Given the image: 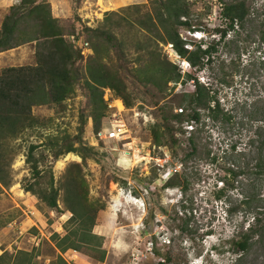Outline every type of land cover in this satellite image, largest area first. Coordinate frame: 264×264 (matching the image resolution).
I'll use <instances>...</instances> for the list:
<instances>
[{"label":"rangeland","instance_id":"374dc122","mask_svg":"<svg viewBox=\"0 0 264 264\" xmlns=\"http://www.w3.org/2000/svg\"><path fill=\"white\" fill-rule=\"evenodd\" d=\"M18 2L0 0L1 22L11 5ZM224 3L225 0H200L193 15L200 32L182 31V37L192 44L189 49L198 45L214 49L202 70L178 57L172 45L161 47L183 74H191L211 88L231 121H202L204 125L198 128L184 122L182 132L175 136L178 159L174 160L170 146L157 147L153 142L151 127L158 115L157 107L151 104L155 92L148 95L146 89L136 88L142 98L128 109L107 89L104 99L109 112L101 131L109 128L113 117H118L129 129L126 140L99 138L89 118L83 140L95 149L100 161L83 163L77 155L67 157L68 154L54 162L44 143L47 137L78 135L80 116L88 104L84 83L63 106L35 107L33 113L45 128L27 132L15 142L21 145V152L12 166L14 184L0 194V264H10L15 259L24 264H52L61 254L50 239L54 234L65 235L63 225L72 216L52 211L24 190L23 180L31 176L26 155L32 144L42 145L37 156L44 152L47 159L40 169L53 167L56 186L64 181L67 168L78 163L89 183L91 198L105 202L106 209L100 212L94 229L103 237L105 260L98 261V253L92 257L89 252L78 251V264H264V223L254 225L259 237L252 239L246 252L236 244L246 227L253 226L254 211L264 209V177L255 174L258 159L264 160V0L250 1V16L235 30L222 16ZM53 5V15L61 12L67 21L76 20V33L80 34L81 27H98L108 12L121 14L131 5H142L147 10L149 0H82L80 5L77 0H53ZM80 40L85 42L83 36ZM85 52L78 63L82 69L93 54ZM35 63V46L28 44L0 56V74L9 67ZM170 89L176 94L192 92L194 87L192 83L176 87L170 84ZM191 137L197 151L183 163L192 151ZM239 167L245 174L231 177L229 170L238 172ZM177 172L183 174L185 187L164 188ZM223 181L234 183V188L222 185ZM221 189L225 192L218 200L217 191ZM63 196L61 191V209ZM246 196L254 197L252 209L245 207ZM229 207L235 209L231 214L227 212ZM69 250L62 253L63 259Z\"/></svg>","mask_w":264,"mask_h":264},{"label":"trees","instance_id":"16d2710c","mask_svg":"<svg viewBox=\"0 0 264 264\" xmlns=\"http://www.w3.org/2000/svg\"><path fill=\"white\" fill-rule=\"evenodd\" d=\"M81 1L77 0L78 5ZM199 1L149 0L147 10L142 5H131L121 14L108 12L98 27L80 26V34L76 33L79 28L76 20L67 21L53 15L49 0H19L10 7L0 27V54L34 44L36 63L33 66L9 67L0 74V194L14 184L12 166L21 152V145L15 142L27 132L45 128L41 119L34 115V108L63 106L75 96L82 82L87 91L88 104L86 112L80 116L78 135L74 138L69 135L47 137L44 143L50 149L54 162L68 154L77 155L83 163L100 161L95 149L84 143L83 136L89 118L93 120L95 131H101L103 120L109 112L104 99L107 89L122 99L128 109L134 108L142 98L136 88L146 89L145 94L148 95L155 92L151 104L157 107L158 115L151 127L153 142L157 147L170 146L174 160L178 159L175 136L182 132L184 122L198 128L204 125L202 121L214 124L231 121V116L221 108L220 101L208 85L191 74H183L179 66L162 53L163 46L172 45L178 57L194 69L202 70L209 62L214 50L212 46L198 45L189 49L192 44L182 37V31L200 32L199 24L193 19L194 7ZM250 1L225 0L222 16L229 21L230 29L235 30V26L244 23L250 16ZM226 34L227 31H223L224 37ZM81 36L93 52L87 58L84 69L78 66L84 57L76 45V40H80ZM190 83L194 87L192 92L173 94L170 89V84L176 87ZM170 96L173 97L165 101ZM173 122L177 124L173 125ZM37 136L42 138L39 133ZM189 140L193 145L192 151L182 160L183 163H187V158L197 151L193 138ZM40 146L32 144L28 148L26 164L31 176L23 180V188L37 196L52 211L72 215L63 225L65 235L54 234L50 242L55 244L61 255L69 249L89 252L91 256L98 253L95 258L103 262V237L95 234L94 229L98 225L100 212L106 209L105 202L101 198H91L89 183L78 163L67 168L64 181L56 186L53 167L45 171L40 169L47 159L44 152L37 156ZM103 167L107 171L106 166ZM237 171L239 173L230 169V176L245 174L242 167ZM255 174L264 177V160L261 158L255 166ZM182 175L175 173L164 188L185 187ZM114 180L123 182L117 178ZM233 184L222 182L229 189L234 188ZM61 191L64 194V209L59 205ZM224 192L225 189L217 191L216 199L220 200ZM253 201L254 197L246 196L245 207L252 209ZM234 210L229 207L227 212L231 214ZM258 210L254 211L252 217L253 226L246 227L236 243L241 252L249 249L256 235L259 237L254 225L264 223V209ZM61 255L52 264H67ZM166 261H169L168 257ZM10 264L24 263L15 259Z\"/></svg>","mask_w":264,"mask_h":264},{"label":"built area","instance_id":"2783aa9c","mask_svg":"<svg viewBox=\"0 0 264 264\" xmlns=\"http://www.w3.org/2000/svg\"><path fill=\"white\" fill-rule=\"evenodd\" d=\"M72 40H75L74 38H72ZM76 45L78 47V49H80L83 54H85L90 50L88 43L83 42L82 40H76ZM127 134H129V129L127 127V125L123 122V120H121L118 117H113V121L111 122V125L109 126V128L99 131L97 133V136L99 138H105V139H109V140H126ZM81 256V254L76 251V250H69L65 255H63L65 261L68 264H78L79 261V257Z\"/></svg>","mask_w":264,"mask_h":264},{"label":"crops","instance_id":"0c3cea01","mask_svg":"<svg viewBox=\"0 0 264 264\" xmlns=\"http://www.w3.org/2000/svg\"><path fill=\"white\" fill-rule=\"evenodd\" d=\"M50 2H51V4L53 5V0H50ZM68 3H69V1H68ZM11 6H13V5H11ZM54 6V5H53ZM69 6V5H68ZM7 14V13H6ZM54 14H55V12H54ZM56 18H59V19H66L67 17L66 16H64V15H62V13L60 12V15H54ZM1 25H2V22L0 21V27H1ZM16 50H18V49H16ZM13 51H15V50H12V51H9V52H6V53H2V54H0V56H7V54H9L10 52H13ZM5 54V55H4Z\"/></svg>","mask_w":264,"mask_h":264},{"label":"bare ground","instance_id":"6f19581e","mask_svg":"<svg viewBox=\"0 0 264 264\" xmlns=\"http://www.w3.org/2000/svg\"><path fill=\"white\" fill-rule=\"evenodd\" d=\"M185 64H186V62H185ZM72 154H69L67 157H70Z\"/></svg>","mask_w":264,"mask_h":264},{"label":"clouds","instance_id":"9594fccd","mask_svg":"<svg viewBox=\"0 0 264 264\" xmlns=\"http://www.w3.org/2000/svg\"><path fill=\"white\" fill-rule=\"evenodd\" d=\"M197 34V33H196ZM91 50V49H90ZM92 51V50H91Z\"/></svg>","mask_w":264,"mask_h":264}]
</instances>
